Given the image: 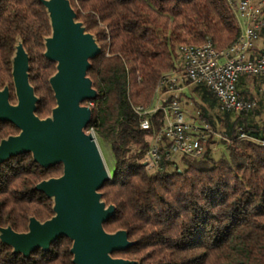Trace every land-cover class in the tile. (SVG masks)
Here are the masks:
<instances>
[{"label":"trees","instance_id":"1","mask_svg":"<svg viewBox=\"0 0 264 264\" xmlns=\"http://www.w3.org/2000/svg\"><path fill=\"white\" fill-rule=\"evenodd\" d=\"M68 1L100 48L86 71L96 94L81 104L90 109L85 131L92 128L106 140L114 157L111 178L98 190L101 201L114 207L102 227L108 233L125 230L132 242L111 255L133 264H264V123L257 120L264 96L256 98L263 78L239 77L237 96L253 104L247 112L221 109L212 90L196 83L204 121L228 137L227 154L213 160L207 149L202 156L209 162L188 161L181 169L168 160L163 141V166L146 170L142 157L148 138L161 128L162 112L152 115L151 128L142 129L133 109L152 103L161 77L174 66L176 46L209 41L221 50L235 41L239 28L227 0ZM51 32L42 0H0V89L7 87L9 102L16 103L12 68L21 42L39 118L56 105L49 81L56 62L44 56ZM252 49L253 55L261 52ZM240 132L248 137L240 138ZM18 133L13 123L0 121V141ZM62 172L61 163L43 167L31 152L0 163V227L22 233L31 218H51L54 200L35 186ZM71 247L72 240L61 235L48 250L24 256L0 239V264H74Z\"/></svg>","mask_w":264,"mask_h":264},{"label":"water","instance_id":"2","mask_svg":"<svg viewBox=\"0 0 264 264\" xmlns=\"http://www.w3.org/2000/svg\"><path fill=\"white\" fill-rule=\"evenodd\" d=\"M42 2L52 28L45 38L44 56L56 62V72L49 79L56 105L49 117L35 115L37 97L28 81V57L20 42L12 68L16 103L9 102L7 87L0 89V121L13 123L19 133L0 141V163L31 152L41 166L61 163L63 172L35 186L53 198L54 215L43 222L31 218L28 231L22 233L0 227V239L14 252L28 256L37 248L48 250L56 238L65 235L72 240L74 264H133L111 255L132 242L125 230L108 233L102 227L114 207L101 201L98 190L111 175L94 136L85 131L90 109L81 103L96 94L86 71L89 59L97 56L100 48L93 35L76 21L68 0Z\"/></svg>","mask_w":264,"mask_h":264},{"label":"built area","instance_id":"3","mask_svg":"<svg viewBox=\"0 0 264 264\" xmlns=\"http://www.w3.org/2000/svg\"><path fill=\"white\" fill-rule=\"evenodd\" d=\"M239 33L235 41L225 49L216 50L211 42L201 44L181 43L178 45L180 68L164 74L156 89L154 107L133 106L140 117V127H152L151 117L162 112L161 128L153 131L151 142L143 155L146 169H156L160 161V147L164 141L171 152L198 157L202 153L203 133H193V127L180 106L178 91L180 81L205 83L218 98L220 108L234 112H247L252 108L249 99L238 97L236 85L241 75L259 76L264 79V50L257 55L252 48L264 35V0H227ZM264 96V86L259 89ZM89 104L92 105L91 102ZM92 129V128H91ZM197 129V128H196ZM205 131L217 135L226 142L228 137L216 134L204 125ZM240 138L248 137L240 132Z\"/></svg>","mask_w":264,"mask_h":264},{"label":"rangeland","instance_id":"4","mask_svg":"<svg viewBox=\"0 0 264 264\" xmlns=\"http://www.w3.org/2000/svg\"><path fill=\"white\" fill-rule=\"evenodd\" d=\"M19 43L20 42H18V44ZM174 54H175L174 55L175 56L174 57V66H173L172 70L169 71L168 73H170L172 71H176L178 68H180V65H181L180 64V57L178 54V46L175 47ZM14 57H15V55H14ZM259 94H260V96H259ZM258 97H262L261 93H259V92L256 95V98H258ZM156 98H157V93H155L154 98L152 100V103L150 105H147L144 107L146 109L154 107V105L156 103ZM184 99L188 100L189 103L186 104L187 105L186 107H183L182 104H180V106L183 109L185 115L187 116V120L190 118L197 119L198 122L202 125V128H204V125H206L204 119H205V116L207 117V114L202 115V112L200 111L199 105L195 101L189 100L190 99L189 97H185ZM258 100H260V99H258ZM261 102H262L261 106H259V113L260 114L257 116V120H258V122L264 123V99H262ZM179 103H180V101H179ZM208 114H209V117L213 116V118H215V114L213 112H209ZM49 116L50 115H48V117ZM202 128L200 129V131L194 132V133H201V134L204 133L206 135V139L202 143V150L203 151H202L201 155L198 157H193V156H186V155L180 154L178 152H173L171 159L168 158V160L175 162L177 168H179V169L183 168L184 166H186V163L188 161L197 162V161L203 160L205 162H209V159H205V157L202 156L203 152L206 151L207 149H209V155H208L209 158H212L213 160H218L219 158L226 156V154H227V142L225 140L221 139L220 137H218L217 135H213V134L209 133L208 131H205ZM196 130H199V129H196ZM209 130H211V129L209 128ZM86 132L91 133L94 136L95 142H96L97 147L99 149L103 163L105 164V167H106L109 175H112L113 165H114V157H113V154L111 152V148H110L109 143L106 140L98 137L93 129H88V130H86ZM215 133L221 134V132L220 133L215 132ZM148 140H149V142H151V136L148 138ZM134 152H136L135 146L132 147V149L130 150L129 153L132 154ZM162 166H163L162 162L159 161L156 169H160ZM156 169L147 168L146 170L149 173H152ZM0 235H1V232H0Z\"/></svg>","mask_w":264,"mask_h":264},{"label":"crops","instance_id":"5","mask_svg":"<svg viewBox=\"0 0 264 264\" xmlns=\"http://www.w3.org/2000/svg\"><path fill=\"white\" fill-rule=\"evenodd\" d=\"M254 49L258 50V51L264 50V35H262L261 38L256 42ZM252 52H253V49H252ZM180 64H181V62H180ZM196 85H197L196 83H190L185 79L180 81L178 96H179L180 104H182L183 107H186L187 106L186 104L189 103L188 100L184 99L185 97H189L190 98L189 100L195 101L198 105L202 104V101H200V99H199L200 97L195 90ZM263 86H264V80L260 79L258 82V88L260 89ZM188 121L190 122V124L193 127H195V129H193L194 130L193 133L195 131H200V129L202 128V125L198 122L197 119L190 118V119H188ZM196 128L199 130H196ZM172 155H173V152L170 151L168 158L171 159ZM174 164H175V162H174Z\"/></svg>","mask_w":264,"mask_h":264}]
</instances>
